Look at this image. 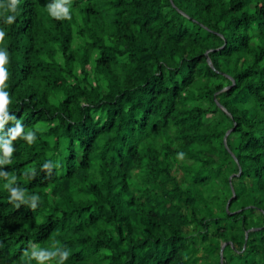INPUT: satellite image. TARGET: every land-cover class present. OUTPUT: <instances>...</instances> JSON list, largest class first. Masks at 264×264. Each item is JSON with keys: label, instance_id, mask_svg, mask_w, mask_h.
Listing matches in <instances>:
<instances>
[{"label": "trees", "instance_id": "1", "mask_svg": "<svg viewBox=\"0 0 264 264\" xmlns=\"http://www.w3.org/2000/svg\"><path fill=\"white\" fill-rule=\"evenodd\" d=\"M11 2L0 264H264V0Z\"/></svg>", "mask_w": 264, "mask_h": 264}, {"label": "clouds", "instance_id": "2", "mask_svg": "<svg viewBox=\"0 0 264 264\" xmlns=\"http://www.w3.org/2000/svg\"><path fill=\"white\" fill-rule=\"evenodd\" d=\"M18 0H12V2L7 5V9L11 12H15L16 10V4H17ZM57 9H61L64 13L65 16H67L68 13V9L67 7H62L61 3H53L51 5H49V12L50 14L56 16V10ZM57 18H60L59 16H57ZM15 19L14 15H7L4 19V22L7 24H11ZM4 36V32L0 31V38H2ZM8 61V52L4 49H0V108H3L5 105H7L8 103V93L4 90L3 88V81H5L8 77V71L7 69L4 67V65L7 63ZM17 134H19V125L17 127ZM32 134L28 133L27 134V139L31 140ZM15 138V137H13ZM5 151L7 153H11L12 149L10 146L5 148ZM44 167H48V164H45ZM11 194L13 197H15L17 195V190L16 189H10ZM33 200L36 199L35 196L32 197ZM67 253H64V256H66Z\"/></svg>", "mask_w": 264, "mask_h": 264}, {"label": "water", "instance_id": "3", "mask_svg": "<svg viewBox=\"0 0 264 264\" xmlns=\"http://www.w3.org/2000/svg\"><path fill=\"white\" fill-rule=\"evenodd\" d=\"M208 63H209L211 66H213V64H212L211 60L209 59V57H208ZM228 88H229V87H228ZM229 133H230V130H229V131L226 133V135H225V138H224L225 142H226V139H227V136L229 135ZM247 237H248V232L246 233V239H247ZM226 244H227V243H223L222 246H221V249H220L221 262H223V251H224V248H225Z\"/></svg>", "mask_w": 264, "mask_h": 264}]
</instances>
